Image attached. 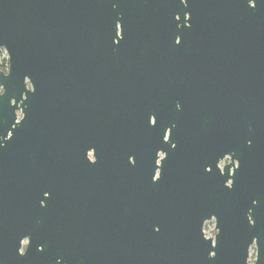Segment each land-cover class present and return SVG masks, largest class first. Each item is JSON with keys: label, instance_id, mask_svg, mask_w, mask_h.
<instances>
[{"label": "water", "instance_id": "obj_1", "mask_svg": "<svg viewBox=\"0 0 264 264\" xmlns=\"http://www.w3.org/2000/svg\"><path fill=\"white\" fill-rule=\"evenodd\" d=\"M165 1L0 0V50L8 59L7 74L0 72V264H33L31 247L56 243L54 233L40 231L25 215L36 208L41 185L55 179L57 149L68 148L73 140L69 135L83 128L75 123L73 129L65 116L71 88L57 83L54 73L58 40L64 41L71 28L78 32L92 13L99 18V7H106L109 43L117 22L122 35L130 41L137 36L148 37L153 22L169 18L165 7L134 6ZM253 1L260 6V0ZM91 7L98 8L91 11ZM248 13L238 7H205L201 19L215 29L217 25L242 23L249 17L258 24V9L251 16ZM110 53L109 47V56ZM261 61L262 64L253 60L252 68H264V58ZM113 67L109 59L108 68ZM117 77L107 75L110 107L121 102ZM215 102L211 91L204 99L205 114H214ZM190 104L194 107L181 114L186 116L182 122L157 123L153 127L138 122L107 123L109 139L114 140L120 133L124 140V162L117 177L118 201L106 202L107 264H247L248 248L254 238L258 246L256 264H262V220L253 219L251 226L243 213L231 216V190L224 187V180L218 187L205 172L207 166L214 168L218 158L229 152L231 124L201 122L195 95ZM250 110L252 117L259 119L252 123L258 136L264 132V86L252 88ZM166 126L171 127L172 148L159 141ZM154 134L156 140L152 142ZM216 135L218 142H214ZM158 151L165 156L157 166ZM129 157H133L134 164L129 163ZM212 216L218 233L208 239L203 228ZM26 236L29 257H20L18 250Z\"/></svg>", "mask_w": 264, "mask_h": 264}, {"label": "flooded vegetation", "instance_id": "obj_2", "mask_svg": "<svg viewBox=\"0 0 264 264\" xmlns=\"http://www.w3.org/2000/svg\"><path fill=\"white\" fill-rule=\"evenodd\" d=\"M134 7H165L169 18L153 22L150 36H137L131 41L122 35L117 22L115 36L109 43L106 7H99V18L96 12L92 13L78 32L71 28L68 37L57 42V83L71 88L65 116L72 126L79 123L83 128L80 133L73 131L69 135L73 140L68 148L57 149L55 179L41 185L36 208L26 212L28 222H35L31 225L54 233L56 239L52 245L41 243L31 247L29 256L33 264H107L106 202L118 201L117 177L124 162L123 136L119 133L114 140L109 139L107 123L138 122L153 127L157 123L182 122L186 116L181 114L194 107L190 104L193 95L200 107L199 121L231 124L230 150L218 158L214 168L206 167L208 178L218 187L220 180H224V187L231 190V216L243 213L251 226L253 219L262 220L264 233V132L258 136L253 132L252 123L259 119L252 117L250 110L252 88L264 86V68H252L253 60L262 64L264 58V0H260V6L253 0H240L238 4L166 0ZM205 7H238L248 11L249 16L258 9L260 21L256 24L249 17L242 23L217 25L215 29L201 19ZM109 59L114 65L110 69ZM7 71L8 66L3 69L0 65V72ZM109 73L118 76L117 96L121 100L111 107ZM211 91L216 110L209 116L204 111V99ZM170 133L171 127L166 126L159 141L172 148ZM155 140L156 134L151 141ZM215 141L218 142L217 135ZM164 156L158 151L157 166ZM129 163L134 164L133 157H129ZM208 224L213 225L215 238V216L204 228ZM29 246L26 236L20 243V257H29ZM257 260L254 238L246 263L256 264Z\"/></svg>", "mask_w": 264, "mask_h": 264}, {"label": "rangeland", "instance_id": "obj_3", "mask_svg": "<svg viewBox=\"0 0 264 264\" xmlns=\"http://www.w3.org/2000/svg\"><path fill=\"white\" fill-rule=\"evenodd\" d=\"M0 65L3 67V69H7L8 66V59L5 51L3 49L0 50ZM1 91V90H0ZM20 117V116H19ZM204 233L206 238H214V233H213V225L208 224L204 228Z\"/></svg>", "mask_w": 264, "mask_h": 264}, {"label": "built area", "instance_id": "obj_4", "mask_svg": "<svg viewBox=\"0 0 264 264\" xmlns=\"http://www.w3.org/2000/svg\"><path fill=\"white\" fill-rule=\"evenodd\" d=\"M205 234V233H204Z\"/></svg>", "mask_w": 264, "mask_h": 264}]
</instances>
